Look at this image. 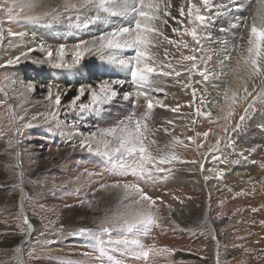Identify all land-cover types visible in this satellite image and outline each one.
<instances>
[{"label":"rangeland","instance_id":"rangeland-1","mask_svg":"<svg viewBox=\"0 0 264 264\" xmlns=\"http://www.w3.org/2000/svg\"><path fill=\"white\" fill-rule=\"evenodd\" d=\"M12 3L13 0H0V5L5 7L12 6ZM61 3L62 0H37L36 7L25 8L19 16L14 10L15 19L12 21L8 20L5 11H0V29L3 30L0 46L3 40L10 41L13 32L29 24H34L36 28L52 26L60 32L62 42L72 45L80 39L88 40L102 32L103 28L97 23L84 26L74 19L70 22L67 14L63 19H49L46 23H32L23 19L24 16L38 11H50ZM183 3L185 15L179 14L174 28L178 32H174V40L183 39L191 47V38L180 35L185 28L190 27L187 17L189 0H184ZM191 3L200 7L202 14H207L200 0H191ZM247 13H244V17ZM203 41L202 39L201 42ZM175 53L178 59L181 53L192 54L183 47L175 48ZM39 59L40 56L34 54L32 61ZM187 63L180 65L185 76L179 79L186 95L187 91L194 88L192 81L188 79L189 74L183 71ZM35 64L32 62L26 66L22 74V84L28 89H34L30 91V100L34 101L31 103L41 104L46 99L47 90L41 87V80L31 74V69L37 67ZM196 75L191 74L194 78ZM15 80L11 75V67L0 61V101L4 102L0 103V264H17V248L22 251L23 264H109L106 258L97 259L99 252L94 250V241L86 236H74L72 233L81 228L96 229L105 214L112 216L116 213L122 190L101 188V184L111 185L117 179L126 182L134 178L112 176L103 170L102 165L93 162L95 157L80 148H74L71 141L61 137L50 127L34 126L17 116L15 109L9 105V102L15 101L9 93L15 87ZM199 80L203 82L200 76ZM189 83L191 87H185ZM3 87L8 91L6 96L1 89ZM77 89L72 90L64 102L71 101ZM256 90L259 91L260 88L257 87ZM87 98L85 96L84 100ZM157 98H165L164 93L157 94ZM196 104L198 106L195 105L194 111L202 105L200 99H197ZM240 104L244 107L245 101L239 99L237 106ZM118 105L119 101H115L107 107L106 117L112 122L133 111V106L130 105L124 107L120 113H113ZM222 109L225 116L228 105L224 101L223 93L218 107L211 114H221ZM162 110L158 106L153 109L149 121L150 126L158 129L155 139L158 136L164 139L160 135L166 128L168 119ZM257 113L264 116V103L257 102L247 118L250 119ZM194 119L197 122L192 124L191 132L188 127ZM194 119L188 117L182 134L184 138L194 137V142L188 143L187 147L179 146L177 152L183 161L203 160L215 163L217 153L209 154L208 150L213 145L209 138L212 135L223 137V126L229 121L224 117L215 120L196 115ZM108 121L105 125H108ZM100 124L96 120L94 129ZM171 124L168 125L173 126ZM262 127L257 143L260 151L253 155L258 163L251 165L246 174L250 185L264 176L261 164L264 158V121ZM204 132H209L206 140L202 135ZM197 133L201 135L197 137ZM156 140L161 147L168 143ZM198 143H203V147H197ZM221 149L233 152V147H226L223 139ZM196 165L198 164L175 162L167 166L172 171L164 179L154 184L141 182V187L147 194L156 199V207L153 209L156 225L152 226L147 235L141 234L137 238L146 247H154L156 251L150 253L147 261L122 255L120 251L110 253L121 264H264V193L251 186L242 198L234 200L233 193L223 194L226 186L224 178H213L205 186H199L197 182L200 181V175L197 171L184 173V177H181L183 181L175 177V169ZM88 173L92 175L89 176ZM209 201L214 204L210 211L206 209ZM125 203L130 204L131 201ZM118 238L123 237H118L114 231L112 239ZM107 239L105 237L106 241ZM219 249L222 255L217 253Z\"/></svg>","mask_w":264,"mask_h":264},{"label":"snow or ice","instance_id":"snow-or-ice-1","mask_svg":"<svg viewBox=\"0 0 264 264\" xmlns=\"http://www.w3.org/2000/svg\"><path fill=\"white\" fill-rule=\"evenodd\" d=\"M255 3L257 7L252 10L250 16L234 17L236 24L233 26L244 28L247 35L238 37L241 42L238 47L241 48L240 57L243 60V65L237 62V66L231 67V72L241 79L245 77L247 79L243 84L242 96L239 88H233L231 85L226 86L223 98L228 105V110L224 119L229 123L223 126L224 136L217 137L215 145L208 150L209 154L220 150L222 139L226 147L234 146L235 134L242 129L249 111L255 107L257 102L264 103V0H255ZM161 4H163V8ZM200 4L207 14H202L201 8L189 0L187 17L190 27L185 28L180 33L181 36L191 38V47L183 39L179 41L170 39L163 31V26L168 24V20L164 17L171 15L168 11L171 8L170 0H62L61 4L52 7L50 11L39 14L33 13L23 17L28 22L46 23L49 19L52 21L63 19L67 14L70 22L74 19L84 26H90L96 22L113 25L116 20L131 18L129 26L115 24L110 30L102 31L91 39H80L72 46L71 50H68L66 45L60 44L54 53L51 48L40 45V50L45 53V56L43 59L33 61L39 65L46 64L53 69H65L73 75H80V66L86 56L98 55L101 61L127 69L130 82L135 89L134 94L131 91L122 94L124 101H133V111L116 119L107 127L95 128L87 136H82L79 143V148L95 157L93 162L102 165L104 171L109 172L114 177L130 176L134 178L126 182L117 179L111 185L101 184V188L111 187L122 190L116 213L112 216L105 214L96 229L81 228L72 233L74 236H86L94 241V250L99 252L97 259L104 260L106 258L109 264H121V261L110 254L115 251L144 261L149 259L150 253L156 251L154 247H146L137 238L141 234L147 235L152 226L156 225V217L153 211L156 207V199L147 194L141 187V182L154 184L164 179L165 175L172 171V168L167 166L175 162L199 164L200 169H204V164L200 161L181 160L177 148L188 145L179 136L172 135L168 129H164V131L170 136V139L161 147L155 139V133L158 129H154L149 123L153 109L157 106L167 107L162 100L153 97V93L163 91L160 87L162 83L160 78L181 77L182 71L177 65L188 62L183 71L189 74V81H191V74L196 73L202 78L205 85H210L213 80H220L222 76L226 75L225 68L230 67L224 60H220L215 68L209 67L213 50L201 41L202 39L211 41L212 38L207 29L214 22V17L221 13L214 11L213 0H200ZM250 4L251 0H249V6ZM36 6L37 0H13L12 6L0 5V11H5L8 20L12 21L15 19L14 10L19 16L25 8L31 9ZM244 8V0H232V8L229 10L240 12ZM180 15H185L183 7L180 8ZM201 30H203V35H201ZM177 31V29H173V32ZM220 31L223 32L225 29L221 28ZM2 38L3 30L0 29V39ZM164 43L177 49L183 47L192 54L184 55L181 53L177 59L174 54L169 53L167 48H164V59L161 60L159 59L160 49ZM114 50H132L134 55L129 58H117L112 54ZM225 50L227 51L226 44ZM32 51L34 49L28 48L20 55L8 59L6 65L19 64ZM198 53L199 55H197ZM241 67L243 72H241ZM6 79L10 78L6 77ZM249 80L252 81L251 91L248 87ZM256 81H259V84ZM125 82L124 79H104L98 85L82 84L68 104V108L81 115L106 112L107 106L121 96L120 88ZM185 87H191V84H186ZM257 87L260 88L259 91L256 90ZM28 91H34V89L29 88ZM192 91L195 99L196 89L193 88ZM65 95H67V91ZM85 96L89 97L88 102H80L81 98ZM141 98L144 101L143 105H140ZM48 99H53L51 87H49ZM238 99L244 100L245 104L238 122L232 125L230 118L234 115L233 105L237 103ZM0 103L4 102L0 101ZM54 103L58 110L61 107L60 95H55ZM200 103H205L203 94H201ZM138 105L145 109L139 114L135 110ZM179 108L180 106L177 105L171 108V111L178 112ZM49 115L53 119L56 118L54 112L49 113ZM195 115L210 117L211 112L202 111L200 107H196ZM12 119L14 122L15 116ZM196 122L195 119L192 121L193 124ZM168 123L171 124L172 121ZM200 135L201 133H197V137ZM202 135L206 140L209 132H204ZM187 141L189 143L194 142V137L188 136ZM197 147H203V143H198ZM247 151L249 153L256 152L257 148L253 147ZM238 155L245 157V151L242 150ZM88 175L91 176L92 173H88ZM205 179L207 180V177ZM129 200L131 203L126 204L125 202ZM114 231L118 237L123 238L112 239ZM105 237L108 238L107 241ZM16 252L18 254L16 257L17 264H23L21 249L17 248Z\"/></svg>","mask_w":264,"mask_h":264},{"label":"bare ground","instance_id":"bare-ground-1","mask_svg":"<svg viewBox=\"0 0 264 264\" xmlns=\"http://www.w3.org/2000/svg\"><path fill=\"white\" fill-rule=\"evenodd\" d=\"M183 1L184 0H170L171 8L168 9V11L171 13V15L164 17V19L168 20V24L163 26V31L165 35H167L172 40H174L173 29L175 28L176 21L179 19L180 8L184 7ZM244 3L245 8L240 12H236L234 10H229L232 8V0L213 1L215 6L214 11H218L221 14L214 17V22L210 24L207 29V32L211 35V41L204 40L203 44L213 50L211 52L209 67L215 68L220 60H224L226 64L230 65V67L225 68L226 75L222 76L220 80H213L210 85H205L203 82H201L199 80V76L197 75L196 78L193 77L194 75L191 76L193 87L196 89L195 99L193 97V91H187L188 94L186 95V93L183 92V88L179 83H177V80L184 78L185 74H183V72L179 78H160L162 81L160 87L163 89V91L159 93H164L165 98H157V94L159 93H153V97L155 99H160L165 105H167V107L162 108L163 110L161 112L166 115L165 117L168 119V122L172 121L171 125L173 126L168 125L169 123L166 121L165 127H168V130L172 135L179 136L180 139L184 140L185 144H188L189 142L187 141V138L182 136L184 124L188 122V117H191L192 120L195 118V111L193 108L195 105H197V99H201V94H203L205 97V103L202 104L200 108L202 111L208 112L216 110L220 101V96L226 90L227 85H231L233 88H239L240 95H243V84L247 78L245 77L244 79H241L237 75L233 74L231 72V67L237 66V62H239L240 65H243V60L240 57L241 48L238 47L241 42L238 40V37L241 35L246 36L247 32L242 27L233 26L236 24L234 17L244 16V13L247 12L248 13L245 15V17L250 16L252 10L257 7L255 0H251L250 6L249 0H244ZM161 7L163 8V4H161ZM39 13L40 11H38L37 14ZM130 19L131 18L129 17L127 20H116L115 24L129 26ZM96 23L101 28H103L101 29L102 31L110 30L111 27L115 26V24L107 25L101 22ZM221 28H224L225 31L221 32ZM59 35L60 32H58V30L52 26L36 28L34 24H29L26 27L13 32L11 34L10 41L3 40L0 46V61H4L6 63L8 59L20 55L21 52L27 51L28 48L34 49V51L29 53L27 58L22 59L19 64L10 66L12 78L15 77L16 80L14 82L15 87L9 90V93L13 95L11 98H15V101L9 102V105H11V108L15 109L17 116L23 118L25 121H28L31 125L50 127L60 134L61 137L71 141L73 146H75L74 148L78 149L82 136H87L90 131L95 130L93 124L96 120L101 122L98 127H107L113 122L111 119L106 117L108 109L103 113H88L85 115H81L78 112H73L68 108L70 101L64 102V100H66V96L72 90L78 88L82 84L90 83L93 85H98L101 80L115 79V77H118L117 79H124L126 81L123 87L120 88L121 96L117 97L115 100L119 101L118 106L120 108L118 107L119 109H114L113 113H120L122 110H124V107L133 105L132 100L124 101L122 99V92H129L131 89H133L131 92L134 94L135 89L130 82V76L128 75L127 69L116 67L107 63L106 61H101L98 55H91L86 56V58L82 61L80 66V75H73L71 72L65 69H53L46 64H35L37 67L34 66L33 69H31V74L35 75L33 76L34 78L37 77L41 80L43 83V86L41 87L46 88V102L44 101L41 104L31 103L34 101L30 100V91H28V87L22 84V74L26 69V66L33 62L32 58L34 57V54L40 56V59L44 58L45 53L40 50V45H43L45 48H51L54 53L55 49H57L60 44L66 45V48L71 50L74 44L72 45L62 42ZM225 44L227 45V51L225 50ZM164 48H167L169 53L174 54L176 57L175 47L164 43L160 49L159 59H164ZM235 52L237 54H235ZM112 54L117 58H129L134 55V52L132 50H114ZM177 67L180 69V65H177ZM97 70L99 71L97 72ZM241 72H243L242 67ZM256 83L259 84V81H256ZM49 87H51V91L53 93L52 100L48 99ZM117 87L119 88V86ZM248 87L251 91L252 81L250 80L248 81ZM1 89L6 96L8 91L4 89V87ZM66 91L67 95H65ZM57 94L61 96V107L58 110L54 103V97ZM229 95H231V93H229ZM84 98L85 97H82L80 102L87 103L89 97L86 100H84ZM8 99L10 100V97ZM143 103L144 101L141 98L140 105H143ZM237 103L235 104L236 106L233 105L235 111L234 115L230 118L232 125H235V123L238 122L239 116L243 112L242 105L240 104V106H237ZM140 105H138L136 108L138 114L145 110ZM177 105L180 106L179 111H171V108H174ZM223 111L221 114H211V116L207 118L221 120L224 117ZM53 112L56 114L55 119L49 115V113ZM106 121H108V125H105ZM263 121L264 116H262L260 113L255 114L250 119L247 118L242 129L237 134H235L234 146H232L233 152H225L222 149L214 151L217 153L215 156V163H207V161L202 160L201 162L204 164L203 170L200 169L199 164L196 165V167L184 166L183 168H177L175 169L176 171L174 173L175 177L183 181L181 177H184V173L190 174L197 171L199 172L198 175H200V181L197 182V185L199 186H205L207 182L213 178H224L226 181V186L224 187L223 194L229 195L233 193L235 197L234 200H237L238 197L242 198V195H244L247 189H249L251 186L257 191L264 193V176L253 185L249 184L246 176L250 166L258 163V161H255L257 159L253 155H255L257 152L259 153L260 151L257 143L261 136ZM192 124L193 123L191 122L190 127H188L190 128L191 132H193ZM160 136H162L164 139H161L159 136L156 137V139L164 140V142L169 141L170 139V136L166 134L165 131H162ZM218 136L221 137L220 135H212L209 138V141L213 143L211 147L215 145L214 142ZM253 147L257 148V151L249 153L247 150ZM242 150L245 151V157L238 155V153H240ZM19 156L20 153L18 152V158ZM261 164L264 165V158L262 159ZM262 167L264 168V166ZM220 173H222V175H220ZM205 177H207V180ZM213 206L214 204L210 201L206 203V209L208 211H210ZM217 253L222 255L221 249H219Z\"/></svg>","mask_w":264,"mask_h":264}]
</instances>
